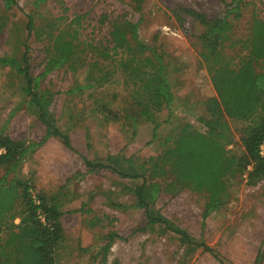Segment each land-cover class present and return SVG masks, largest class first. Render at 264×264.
Wrapping results in <instances>:
<instances>
[{"label": "rangeland", "instance_id": "374dc122", "mask_svg": "<svg viewBox=\"0 0 264 264\" xmlns=\"http://www.w3.org/2000/svg\"><path fill=\"white\" fill-rule=\"evenodd\" d=\"M234 1L144 0L136 10L133 0H18L17 5L12 0L9 6L7 0H0V55L20 58L25 44H29L35 76L43 70L42 60L54 36L77 28L72 23L76 13H88L90 17L105 11L125 14L123 19L137 25L139 39L157 49L156 53H136L139 71L134 65L125 71L111 59L97 61L82 41L90 35L98 42L108 33V24L94 28L89 16L83 19V29L79 27L82 41L74 55L77 69H58L41 78V87L54 93L51 110L62 135L69 136L70 146L61 136L49 132L36 106L24 102L29 97L23 91V75L11 66H0V130L15 139L38 143L19 176L31 182L35 197L40 193L58 197L64 211V238L55 253L56 264H255L259 254L264 264L262 177H255L252 184L247 181L249 173L241 182L231 179V199L207 218L203 217L205 194L188 188L161 193L157 200L161 212L212 248L190 251L178 235L146 226L144 209L137 208L128 193L127 188L134 184L131 179H122L107 168L90 171L86 164L87 159H102L109 154L134 155L140 161L157 156L162 146L153 137L155 123L136 115L143 107L163 122L158 129L163 136L175 134L186 122L204 128L197 116L207 115L206 102L217 93L199 56L206 25L186 11L212 17ZM246 1L233 31L235 39L250 36L254 16L264 19V0ZM30 15L33 26L29 35ZM239 48L227 47L226 52L238 61L239 53L243 54ZM157 53L169 69L174 94L169 105L153 85L152 79L160 70ZM116 57L121 59V55ZM88 73L94 86L78 90L86 83ZM106 106L118 113V120L106 121ZM230 124L240 145L245 124L235 119ZM234 147L239 151V146ZM5 171L0 165V178ZM20 223L16 203L2 220L0 248L7 227L17 229ZM26 233H31L30 228ZM103 249L107 256L102 263Z\"/></svg>", "mask_w": 264, "mask_h": 264}, {"label": "trees", "instance_id": "16d2710c", "mask_svg": "<svg viewBox=\"0 0 264 264\" xmlns=\"http://www.w3.org/2000/svg\"><path fill=\"white\" fill-rule=\"evenodd\" d=\"M13 1L18 4V0ZM133 1L136 2V10L144 2ZM11 3L12 0H7L8 6ZM245 3L246 0H235L234 4L227 5L224 12L212 17L205 13L194 14L190 9L186 11L201 18L206 25L201 36L199 56L217 93L206 102L207 115L197 116L203 129L186 122L175 134L163 136L158 132L163 122L157 121L156 116L143 107L136 115L155 123L153 137L160 140L162 146L157 156L140 161L134 155L109 154L102 159L86 160L90 171L107 168L122 179H131L134 184L127 188L128 193L133 196L135 206L144 209L146 226L160 227L164 233L178 235L181 243L190 251L199 247L211 251L212 248L161 212L157 207V200L162 192L188 188L205 194L203 217L207 218L231 199V179L238 178L241 182L248 173L249 184L255 182V177L264 179V19L254 16L250 36L235 39L233 31L242 17ZM86 16H89L88 13H76L72 23L77 24V28L72 32L60 31L54 36L52 47L45 51L43 70L38 76L31 72L29 44H25V52L20 58L0 55V66H11L25 78L23 91L29 99L24 102L29 106H36L38 117L49 132L61 136L69 146V136L62 135L51 110L54 93L50 88L41 87V78L58 69H77L74 55L82 41L80 35ZM125 17V14L107 11L99 16H89L94 28L100 24H108V33L98 42H94L90 35L82 42H86L88 49L93 51V59H111L110 62H117L125 71L134 65V69L139 71L141 67L137 65L136 53L147 50L156 53L157 49L139 39L137 25L123 19ZM32 24L30 15L29 35ZM79 27L82 28L81 31ZM77 39L80 41L77 42ZM235 46H240L239 49L243 51V54L239 53L238 61L226 52L227 47ZM117 54L121 55V59H115L118 58ZM157 55L160 70L152 79L153 85L169 105L174 98L169 69L162 55ZM93 84L94 79L88 73L86 83L79 85L77 89L91 88ZM104 108L109 111L106 121L119 119L118 113L110 106ZM169 119L170 117L165 121ZM231 119L245 124L241 130L240 145L235 139ZM37 145L38 143L24 139H15L0 130V165L6 169L4 176L0 178V228L5 215L16 203L20 207L21 217L17 229L7 227V236L0 248V264H56L55 253L64 238L62 205L57 201L58 197L48 198L41 193L36 197L37 202L31 182L19 176L24 162L34 153ZM231 145L233 147L230 148ZM235 145L240 147L239 151H236ZM11 174L13 177L9 179ZM40 214L45 217V222L39 217ZM26 228H30V234L26 233ZM109 246L110 242L105 248L108 249ZM106 256L103 249L102 263ZM261 260L262 255L259 254L255 264H262Z\"/></svg>", "mask_w": 264, "mask_h": 264}, {"label": "built area", "instance_id": "2783aa9c", "mask_svg": "<svg viewBox=\"0 0 264 264\" xmlns=\"http://www.w3.org/2000/svg\"><path fill=\"white\" fill-rule=\"evenodd\" d=\"M34 199H35L37 202H39L38 199L35 197V195H34ZM39 217L41 218V220H42L43 222H45V217H44L42 214H40Z\"/></svg>", "mask_w": 264, "mask_h": 264}]
</instances>
